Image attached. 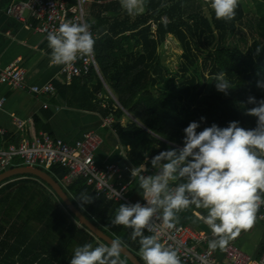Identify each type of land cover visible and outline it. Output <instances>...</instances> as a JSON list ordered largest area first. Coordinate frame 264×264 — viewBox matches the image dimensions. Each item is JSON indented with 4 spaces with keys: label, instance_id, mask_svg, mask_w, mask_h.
Instances as JSON below:
<instances>
[{
    "label": "trees",
    "instance_id": "16d2710c",
    "mask_svg": "<svg viewBox=\"0 0 264 264\" xmlns=\"http://www.w3.org/2000/svg\"><path fill=\"white\" fill-rule=\"evenodd\" d=\"M205 1L143 0V12L137 15H129L120 0L91 2L88 24L96 33L95 53L101 75L115 98L109 95L108 101L100 96L107 92L96 71L59 88L72 92V96L66 93L69 100L83 101L73 93L82 90L84 99L94 101L95 111L114 118L111 125L134 166L143 162L145 152L151 157L170 145L182 146L183 129L202 116L206 120L201 129L213 123L224 127L233 120L244 128L255 127L256 118L246 110L254 106L248 103L249 96L264 97V90L256 87L257 81L264 79V0L254 3L261 37L247 50L231 45L229 37L236 34L252 4L239 0L234 19L225 21L216 19L212 9L210 14L204 12L201 4ZM170 35L183 49L181 66L175 72L159 52ZM257 48H261L259 52ZM218 73H225L232 83L228 95L205 92L208 75ZM24 165L15 160L10 168ZM41 168L61 182L90 220L114 239L119 238L144 263L139 238L132 240L130 229L110 223L120 203L125 202L97 196L84 177L65 186L62 181L69 170L62 165ZM131 179L126 171L123 183ZM171 183L174 186L176 182ZM81 195L91 196L92 202L81 207L76 200ZM255 220L264 225V221ZM85 243L110 246L79 223L47 182L24 174L0 183V264H69L74 249ZM120 261L133 264L123 254Z\"/></svg>",
    "mask_w": 264,
    "mask_h": 264
},
{
    "label": "clouds",
    "instance_id": "9594fccd",
    "mask_svg": "<svg viewBox=\"0 0 264 264\" xmlns=\"http://www.w3.org/2000/svg\"><path fill=\"white\" fill-rule=\"evenodd\" d=\"M238 2L209 0L215 18L225 21L234 19ZM120 3L129 15L143 12V0ZM88 28L87 24L68 22L49 32L46 40L51 62L66 65L78 55H92L95 40ZM211 81L225 95L233 88L225 73L214 75ZM256 87L264 90V79L258 80ZM248 103L254 105L246 111L256 118L255 127L244 128L233 120L224 127L213 123L201 129L206 120L202 116L183 129L182 146L170 145L151 157L145 152L143 162L131 168L130 176L137 180L144 203H120L110 223L130 229L132 240L139 238L144 264H181L177 251L161 243V233L154 225L158 222L162 229H173L177 213L191 206L206 210L207 214L198 218L215 237L209 241L212 250L223 249L230 238L253 226L264 202V97L249 96ZM149 168L152 171L146 174ZM171 182L176 183L173 186ZM76 200L82 207L93 198L81 195ZM145 231L152 234L145 235ZM122 250L119 238L112 239L110 246L85 243L74 249L69 264H121Z\"/></svg>",
    "mask_w": 264,
    "mask_h": 264
},
{
    "label": "crops",
    "instance_id": "0c3cea01",
    "mask_svg": "<svg viewBox=\"0 0 264 264\" xmlns=\"http://www.w3.org/2000/svg\"><path fill=\"white\" fill-rule=\"evenodd\" d=\"M8 3V0L0 2V51L2 53L0 71L1 68L14 63L25 69L27 73L26 88H13L0 80V100L6 98L3 108L0 109V129L5 130L4 133H0V149L8 148L10 144H19L25 139L34 140L43 133L74 143L85 133L94 131L104 140L96 155L98 164L118 163L123 167L124 173L130 171L135 166L128 156L126 146L121 142L114 127L107 123L108 118L99 111H95L92 106L94 101L84 99L82 90H75L73 93L83 97V101L69 100L66 95L70 93L72 96V92L59 88L60 85L69 86L73 80L66 79L61 65L51 62L47 34L36 29L38 22L30 16H27L25 21H21L8 15L6 13ZM87 11L88 19H90L91 3L87 5ZM99 75L107 92L100 93V96H105L110 101L108 89L110 87L102 75ZM49 83L56 87V92L53 94H35L30 90L32 85L43 86ZM46 104L48 107H45ZM17 120L23 121V126H19ZM11 166L0 168V172L10 169ZM151 171L149 168V173L146 174H150ZM124 173L117 178L121 182H123ZM130 182L128 196L134 202H144L137 191L139 190L137 180L133 178ZM62 183L65 186L72 184H67L65 177ZM206 214V210L196 209L195 206L177 213V224L190 226L206 237L205 241L199 243L200 248H209V241L215 239L210 228L198 218ZM229 244L242 248L254 260H259L264 252L263 223L255 220L251 228L241 230L238 235L230 238L223 249H215L214 253L218 259H225V248ZM181 264L190 263L181 262Z\"/></svg>",
    "mask_w": 264,
    "mask_h": 264
},
{
    "label": "built area",
    "instance_id": "2783aa9c",
    "mask_svg": "<svg viewBox=\"0 0 264 264\" xmlns=\"http://www.w3.org/2000/svg\"><path fill=\"white\" fill-rule=\"evenodd\" d=\"M3 0H0V2ZM6 13L18 20L25 21L27 16L38 22L36 29L44 34L56 32L62 23L87 24L92 36H96L94 29L88 24L87 5L93 0H8ZM2 53L0 51V63ZM62 66V73L68 81L76 77L97 71L101 74L100 66L94 53L90 56L78 58ZM26 70L10 64L1 68L0 80L13 88H26ZM112 96V90L108 88ZM30 90L35 94H53L56 87L52 84L32 85ZM115 98V96H114ZM6 98L0 100V109L3 108ZM45 107H48L46 104ZM114 118H108L111 125ZM19 126L24 122L17 120ZM0 129V133H4ZM103 137L94 131L87 132L74 143H69L61 138H56L48 133H43L34 140L25 139L19 144H10L8 148L0 149V168L13 165L20 159L27 166L50 168L53 165H62L69 171L65 175L67 184L73 183L79 177H84L99 197L125 203H135L129 196V183H123L120 178L123 167L118 163L105 165L98 164L96 155L103 145ZM180 147L179 145L175 144ZM152 170V169H151ZM120 193V196L118 194ZM262 201L264 197L261 196ZM144 203V202H142ZM256 218L264 221V202L256 213ZM154 227L161 233V243L166 247L175 249L182 263L190 264H264V252L259 260H254L250 254L234 244L225 248V259L220 260L215 256L214 250L200 248L199 243L206 237L200 235L190 226L175 223L173 229H162L157 222ZM150 233V232H149Z\"/></svg>",
    "mask_w": 264,
    "mask_h": 264
},
{
    "label": "rangeland",
    "instance_id": "374dc122",
    "mask_svg": "<svg viewBox=\"0 0 264 264\" xmlns=\"http://www.w3.org/2000/svg\"><path fill=\"white\" fill-rule=\"evenodd\" d=\"M242 1L245 2L246 4L247 3L252 4V6L249 5V9L246 12L244 20L238 24L236 34L231 35L229 37V43L233 46L237 45L241 47L243 50H247L248 46L251 45L255 39L260 38L261 35H260L259 28L257 27L258 7L257 5L254 4L255 0H242ZM205 2L207 3L203 2L201 4L202 9L207 14H210L211 7H210L209 0H206ZM198 6H199V3H198ZM165 20L168 21L169 19L165 17ZM159 52L162 54L165 64L173 72L179 69V67L181 66V62L183 60L182 58L183 49H182L180 42L174 36L170 35L167 37L165 44L160 47ZM212 77L213 76L208 75L207 88L205 92L206 93L216 92V93L224 94L216 90L215 81H211ZM180 82L181 80H178L177 84H180ZM232 90L233 88L230 89L229 92H231ZM109 95L112 96L110 93Z\"/></svg>",
    "mask_w": 264,
    "mask_h": 264
},
{
    "label": "water",
    "instance_id": "95a60500",
    "mask_svg": "<svg viewBox=\"0 0 264 264\" xmlns=\"http://www.w3.org/2000/svg\"><path fill=\"white\" fill-rule=\"evenodd\" d=\"M24 174L35 175L41 178L42 180H44L45 182H47L55 191V193L59 196V198L63 200L69 211L79 219V223L87 227L94 236L105 241L107 244L110 245V241L114 238L111 237L109 234H107L102 228L96 225L92 220H90L82 212V210L74 203L70 195L65 190L64 186L46 170L40 167H33L27 165L10 168L6 171L0 172V183L13 176L24 175ZM121 254L126 256L133 264H144L140 260V258L127 245L123 244V250Z\"/></svg>",
    "mask_w": 264,
    "mask_h": 264
}]
</instances>
